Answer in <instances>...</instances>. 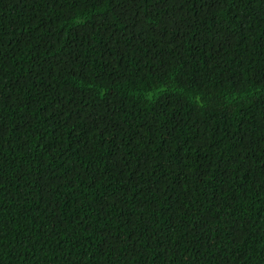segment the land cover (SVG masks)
Listing matches in <instances>:
<instances>
[{"label":"trees","instance_id":"obj_1","mask_svg":"<svg viewBox=\"0 0 264 264\" xmlns=\"http://www.w3.org/2000/svg\"><path fill=\"white\" fill-rule=\"evenodd\" d=\"M0 264H264V0H0Z\"/></svg>","mask_w":264,"mask_h":264}]
</instances>
